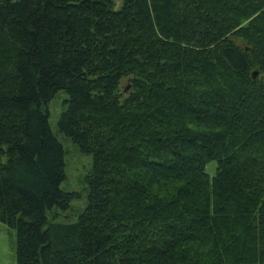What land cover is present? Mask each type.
Masks as SVG:
<instances>
[{
    "label": "trees",
    "instance_id": "1",
    "mask_svg": "<svg viewBox=\"0 0 264 264\" xmlns=\"http://www.w3.org/2000/svg\"><path fill=\"white\" fill-rule=\"evenodd\" d=\"M0 222L17 264H264V0H0Z\"/></svg>",
    "mask_w": 264,
    "mask_h": 264
},
{
    "label": "rangeland",
    "instance_id": "2",
    "mask_svg": "<svg viewBox=\"0 0 264 264\" xmlns=\"http://www.w3.org/2000/svg\"><path fill=\"white\" fill-rule=\"evenodd\" d=\"M119 9L123 0H114ZM68 95L64 91L57 92L48 104L49 123L51 129L63 145L65 151L66 180L61 188L73 196L70 210L56 211L61 221H76L88 204L89 185L88 176L93 165L92 155L84 154L72 140L59 131L62 113L66 111ZM215 163L208 166L213 174ZM0 264H17V231L0 222Z\"/></svg>",
    "mask_w": 264,
    "mask_h": 264
},
{
    "label": "water",
    "instance_id": "3",
    "mask_svg": "<svg viewBox=\"0 0 264 264\" xmlns=\"http://www.w3.org/2000/svg\"><path fill=\"white\" fill-rule=\"evenodd\" d=\"M258 75H259L258 72H255L254 73V78H256Z\"/></svg>",
    "mask_w": 264,
    "mask_h": 264
}]
</instances>
